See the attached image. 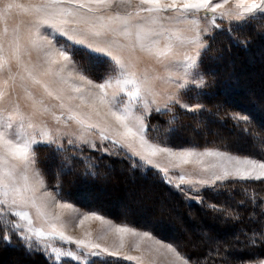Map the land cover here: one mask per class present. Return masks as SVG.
Segmentation results:
<instances>
[{
	"label": "snow or ice",
	"instance_id": "snow-or-ice-1",
	"mask_svg": "<svg viewBox=\"0 0 264 264\" xmlns=\"http://www.w3.org/2000/svg\"><path fill=\"white\" fill-rule=\"evenodd\" d=\"M229 2L0 0V242L10 245L16 236L28 254L43 255L48 264H110L103 257L118 258L127 235L151 238L148 231L117 225L111 230L119 244L110 249L93 242L90 232L82 239L67 235L63 211H48L56 197L41 193L44 179L37 166L38 147H55L58 153L71 147L80 155L64 156L62 170H73V160L79 159L85 176L97 175L98 165L91 156H83L84 148L71 138L64 142L65 137L75 135L73 129L89 151L123 156L134 170L156 171L162 182L186 199L201 198L202 202L205 191L219 193L227 188L225 182L264 181V160L220 148L174 150L164 138L173 130L165 128L161 133L146 122L153 112L163 115L176 107L193 114L203 110V105H189L182 97L207 86L202 57L210 51L217 31H231L223 29L218 19L227 18L240 27L264 17V0H236L232 8L225 9ZM14 12L19 17L16 20L12 19ZM237 43L247 47V41ZM77 50L87 58L106 62L99 81L92 78L87 59L77 58ZM21 100L28 112L22 109ZM230 118L237 127L251 122L241 113ZM90 136L99 143H90ZM257 149L264 152V145ZM157 157L165 158L172 169L199 166L195 170L198 178L180 174L179 182L174 183L170 168L161 167ZM242 195L255 205L247 187ZM55 206L60 210L72 207L68 202ZM29 208L43 221L41 227L33 226L25 210ZM212 208L220 210L215 205ZM233 219L239 221V214ZM91 220L103 221L104 217L95 212L85 214L79 225ZM254 235L264 238V230ZM57 241L74 245L76 250L57 247ZM161 247L173 253L178 264H192L191 258H182L173 245ZM122 259L142 261V257L131 255ZM247 264H264V259Z\"/></svg>",
	"mask_w": 264,
	"mask_h": 264
},
{
	"label": "trees",
	"instance_id": "trees-1",
	"mask_svg": "<svg viewBox=\"0 0 264 264\" xmlns=\"http://www.w3.org/2000/svg\"><path fill=\"white\" fill-rule=\"evenodd\" d=\"M222 28L231 31H217L215 38L210 41V51L203 57L208 82L204 91L200 92V100L206 103L203 110L195 114L181 109L172 113L173 115L154 113L147 122L159 128L161 133L165 128L173 130L164 137L170 146H210L264 159V152L257 149V145H264V84H259L252 93L245 94L242 101H237L247 87L264 78V53L260 52L264 50V17H258L240 27L232 23L223 24ZM237 41H247V47ZM77 58L82 56L77 55ZM248 60H252V64ZM228 62H236L238 70L224 76L223 73L228 70ZM258 67H262L263 73L257 79L246 77L248 70ZM220 68L223 69L222 72ZM233 113L248 115L251 122H241L237 127L230 118ZM174 116L176 119L171 124L167 123ZM245 128L247 132L244 131ZM219 132L225 136H220ZM234 135L240 138L238 146L231 140ZM36 153L39 169L60 199L75 202L89 211L108 215L123 224L146 229L170 242L183 257L191 258L192 264H245L249 260L264 257V238L254 235L264 230V181L225 182L226 189L219 193L205 191L201 202V198L186 199L173 186L162 182L156 171L134 170L130 160L123 156H101L97 151L84 148L83 156H91L98 165L95 169L97 175L93 177L84 175L85 166L79 159L73 160V170H62L64 156L80 155L71 147L65 153H58L54 147L41 146ZM142 186L152 187L166 208L163 216L156 222L155 219H138L134 216L133 210L138 212V207L110 211L104 203L87 200V197H81L80 194L82 191L90 193L99 189L104 190L107 195L120 190H130V193L135 194ZM245 187L254 197L255 205L242 195ZM138 200L141 202L139 198L137 202ZM242 200L243 205L240 204ZM147 203L150 204V201ZM213 205L220 210L214 211ZM237 214L239 221L233 219ZM170 216L175 217L174 220H170ZM10 218L16 220L15 217ZM103 258L110 264H131L114 258ZM0 264L48 262L43 255L28 254L21 241L12 236L10 245L0 242ZM94 264H100V261H95Z\"/></svg>",
	"mask_w": 264,
	"mask_h": 264
},
{
	"label": "rangeland",
	"instance_id": "rangeland-1",
	"mask_svg": "<svg viewBox=\"0 0 264 264\" xmlns=\"http://www.w3.org/2000/svg\"><path fill=\"white\" fill-rule=\"evenodd\" d=\"M214 2H223V0H214ZM235 2H236V0H230L229 4L225 5V9L232 8L234 6ZM249 2H251V0H249ZM18 18H19L18 14L14 12L12 19L16 20ZM217 22L221 23L222 25L227 24V23H231L227 18L223 19V21L218 19ZM201 26L202 27L204 26L203 20L201 21ZM260 52L264 53V50H261ZM77 55H78V57L82 56V59H87L88 67H89V70L91 72L92 78L99 81L101 75L106 70V62L99 60V59L87 58L85 56V54L80 52L79 50H77ZM205 55H206V53L203 55V57ZM203 57L201 60V66H202V71L205 73V71H204L205 66H204ZM248 62L250 63V62H252V60H248ZM250 64H252V63H250ZM227 65L228 66L226 68H228V70L223 73L224 76L229 72L233 73L236 70H238L236 62H233V63L228 62ZM142 67H143V65H142ZM156 67L158 68L159 71H163L162 69H159V66H156ZM222 70L223 69L220 68V72H222ZM261 73H263V69H262V67H258L256 69L254 68V69L248 70L247 74H245V75H246V77H251L252 79L253 78L257 79V76L261 75ZM261 83L264 84V78L262 81L259 80V82L251 84L249 87H247V89H245V92H243L241 94L242 96L240 98H238L237 101H239V102L242 101L245 94L252 93V91L256 90V88L259 87L258 85ZM157 87L159 88L160 86L158 85ZM203 91H204V88L202 90H198V92H189L187 95L183 96L182 99L184 100V102H186L189 105H195V104L199 103V104L205 106L206 105L205 101L200 100V97L202 94L200 92H203ZM160 103L162 106L163 102L161 101ZM23 106H24V101L21 100L22 109L25 112H28V109L24 108ZM152 107L154 108L155 105H153ZM178 109H181V108L176 107L173 109L172 112H169V113H171V115H173L172 113H174ZM154 113L155 112H153L152 114H154ZM49 124L53 129H55V127H56L55 124H53L51 121H49ZM73 131L75 132V135H72L70 137H65L64 142L66 143L67 139L71 138V139L75 140L76 143L78 145H80V147L87 148L86 146L80 144V140L77 138L80 135V133L78 131H76L75 129H73ZM219 135L225 136V134L223 135V133L221 134L220 132H219ZM88 139H89L90 143L91 142H96L97 144L99 143L98 138H96V137L90 136V137H88ZM231 140H233L232 142L235 146H238V144L240 142V138H238L236 135H234ZM105 143H108V142H105ZM167 146H170V145H167ZM170 147H172L174 150H179L182 148L194 147V146H187V147L170 146ZM196 148H198L199 150H204V149H215L216 147L208 146V147H200V148L196 147ZM220 149L234 153V154H239L242 156H249L251 158H255L258 160H264L260 157L258 158V157H254L251 155H246L245 153L238 152L235 150L222 149V148H220ZM93 151H95V150H93ZM136 159L138 160V158H136ZM156 161H157V163H159L161 165V167L167 166L170 168L169 175L172 177L174 183L179 182L178 177L180 174H184L187 178H192V179L198 178L195 175V170L199 167L197 165L189 164V165L182 166L181 169H172L171 166L168 165V162L165 158L157 157ZM37 166H38V164H37ZM146 167H148V166H146ZM42 176L44 179V187L41 188V193L48 192V193H51L53 196L56 197L55 200L50 201L49 206H48V211L53 213V214L63 211L62 223L64 224V231L67 235L72 236L76 239H82V238H85V233L90 232L91 233V239L93 240V242L99 243L104 247H108V248L112 249L114 245L119 244V238L111 230L114 226H117V225L129 226V227L135 228L139 232L148 231L146 229H141V228L131 226L128 224H123L119 221L114 220L113 218L109 217L108 215H104V214H100V213H98V214H100L104 217L103 221L91 220V221L85 222V224L83 226H80L79 221H80V219L83 218V215L93 213L94 211H89V210L83 208V206H80L75 202L60 199L59 196L57 195V192L55 191V189L52 188L51 184L48 183V181H47V179L43 173H42ZM182 187L184 188L187 186L182 185ZM197 187H199V186H197ZM153 193L155 194L154 189L152 187L142 186L141 189L135 191V194L130 193V190L129 191L120 190L119 192H115V191L109 192L107 195V193L102 189H99L96 192L94 191V192H90V193H86V192L82 191L80 194H81V197H87L86 198L87 200H91V201L93 200V201H95L97 203H101V204L104 203L110 209V211L113 209L114 210L115 209L116 210H122L123 208L130 210V209H134V208L138 207L139 208L138 212L136 210V213H135L133 210L134 216H136L138 219H141V218L144 219L145 217L151 218L150 220L155 219L154 222H156L160 216H163L166 208L164 207L163 202L160 201V197L157 196L156 194L154 196ZM130 194H132V195L130 196ZM84 195H86V196H84ZM137 198H139L141 200V202L139 200H138L139 202H137ZM148 201H150V204L147 203ZM62 202H68L72 205V207L69 209L60 210L59 208H57L55 206L57 203H62ZM25 210L29 211V213L32 217V220H33V226L34 227L39 228L43 225V221L41 219L37 218V214H36V211L34 209L29 208V209H25ZM95 213H97V212H95ZM170 217H171L170 220H174V218H175L173 216H170ZM16 220H18V218H16ZM22 223H26V222H22ZM148 232L151 234V238L145 237L144 239H140L139 236L133 237L131 235H127L125 237V241H124V245H125L124 248L119 250L120 256L118 258H114V259H116L118 261L120 260L123 262L131 263V264H178V262L176 261L175 255L173 253H169L167 251L166 247H161V244L168 245L171 243L165 239L160 238L157 235H154L150 231H148ZM157 241H159L160 243H157ZM55 244L57 247H64L65 249L76 250L74 245H63L59 241L55 242ZM136 245H139V247L137 248ZM124 255L142 257V261H126V260L122 259V257ZM181 257L183 258L182 255H181ZM105 258H113V257H105ZM261 259H264V257ZM245 264H247V263H245Z\"/></svg>",
	"mask_w": 264,
	"mask_h": 264
}]
</instances>
